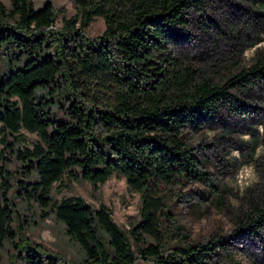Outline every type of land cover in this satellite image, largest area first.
<instances>
[{
    "label": "trees",
    "instance_id": "16d2710c",
    "mask_svg": "<svg viewBox=\"0 0 264 264\" xmlns=\"http://www.w3.org/2000/svg\"><path fill=\"white\" fill-rule=\"evenodd\" d=\"M74 1L77 13L58 26L52 0L39 7L34 0H11L10 6L0 0V261L9 244L10 264H67L19 233L11 195L17 190L65 222L84 249L81 264H134L138 257L158 264H215L222 238L168 250L150 241L134 251L109 205L95 207L81 194L56 200L51 188L64 176L97 185L121 173L141 192L142 221L132 232L140 240L143 233L158 240L162 186L206 179L187 127L200 129L229 105L237 112L252 109L264 136V107L245 99L264 95V48L215 81L174 52L192 38L209 0ZM222 5L245 21L236 36L252 38L264 29L261 11H238L235 0ZM95 15H103L106 26L89 36L85 27ZM22 128L39 137L18 145ZM14 159L24 177L9 166ZM263 218L264 210L252 204L237 217L236 230L252 234Z\"/></svg>",
    "mask_w": 264,
    "mask_h": 264
},
{
    "label": "rangeland",
    "instance_id": "374dc122",
    "mask_svg": "<svg viewBox=\"0 0 264 264\" xmlns=\"http://www.w3.org/2000/svg\"><path fill=\"white\" fill-rule=\"evenodd\" d=\"M7 6L11 0H3ZM45 0H34L37 7ZM56 9V25L64 17L77 13L74 0H52ZM226 0H209L198 14L193 36L183 41L174 52L184 62L199 67L215 81H222L238 63H247L254 54L264 48V29L257 36L245 39L239 26L245 21L224 7ZM240 9L264 13V0H235ZM252 20V17L249 18ZM106 26L103 15H95L85 32L89 36L100 34ZM242 43L234 44L233 37ZM243 37V38H242ZM256 106L264 107V95L247 97ZM254 116V118H252ZM24 135L18 145H31L39 136L22 128ZM185 135L201 159L200 167L206 179L190 177L164 184L161 193L165 196L159 217V239L143 233V240L132 228L142 221L141 192L129 187L126 177L118 172L94 185L83 178H67L54 182L51 188L53 199L69 194H81L93 206L101 202L109 205L114 220L129 236L134 251H139L148 242L161 241L167 250L173 246L188 245L194 241L222 238L223 243L214 250L215 264H264V218L261 226L252 234L237 232V217L252 204L264 210V136L263 124L252 109L237 112L229 105L222 113L208 120L200 129L187 127ZM1 136V132H0ZM16 140V138H14ZM0 145H4L0 137ZM7 153V152H6ZM11 155V152L8 154ZM12 156V155H11ZM20 176L21 163L14 159L9 163ZM21 167V168H19ZM24 177V175H21ZM14 180V179H13ZM17 209L16 225L33 244L57 253L67 264H81L85 252L80 243L66 230V224L50 207L42 208L38 201L27 200L12 190ZM222 195V199L220 198ZM43 210L48 213L42 214ZM6 245L0 264H10ZM134 264H158L152 259L138 257Z\"/></svg>",
    "mask_w": 264,
    "mask_h": 264
}]
</instances>
